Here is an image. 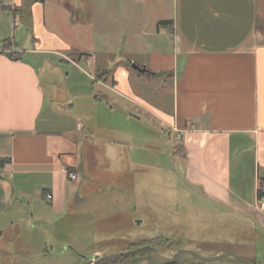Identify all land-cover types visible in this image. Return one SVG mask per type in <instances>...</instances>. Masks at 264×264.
Segmentation results:
<instances>
[{
  "label": "crops",
  "instance_id": "crops-1",
  "mask_svg": "<svg viewBox=\"0 0 264 264\" xmlns=\"http://www.w3.org/2000/svg\"><path fill=\"white\" fill-rule=\"evenodd\" d=\"M46 1L0 0V159H8L0 163V235L11 234L12 227L24 221L25 197L34 200L36 211L45 202L52 212H64L79 199L73 193L80 178L76 184L69 180L67 168L80 177V161L87 160L85 142L71 137L72 126L54 124L58 117L70 118L81 133L85 124L80 115L72 110L60 113L57 93L51 98L54 102L46 100L50 84L42 75L54 70L39 56L50 52L61 56L68 50L63 38L46 27ZM172 9V17L155 24L158 34L171 42L172 103L169 112L152 108L153 112L167 141L175 136L170 157L181 163L183 181L219 206L224 220H217L222 226H238L246 242L238 246L256 254L247 243L264 241V198L257 197L264 179V35L257 30L254 2L172 0ZM168 20L170 24L158 25ZM80 24L77 19L74 28ZM16 36L22 39V48ZM6 39L10 42L5 46ZM8 53H20L21 59L12 60ZM92 58L78 61L89 63L90 74L97 64ZM127 66L102 68L111 75L94 80L99 91L87 95L92 113L88 131L111 128L115 96L138 100L141 112L148 109L131 90ZM111 143L105 145L109 157L117 150ZM36 193L39 199L33 196ZM44 194L52 198L46 200Z\"/></svg>",
  "mask_w": 264,
  "mask_h": 264
},
{
  "label": "rangeland",
  "instance_id": "rangeland-1",
  "mask_svg": "<svg viewBox=\"0 0 264 264\" xmlns=\"http://www.w3.org/2000/svg\"><path fill=\"white\" fill-rule=\"evenodd\" d=\"M251 2L257 13L258 33L264 35V0ZM172 14V0L46 1V27L68 45L61 56L53 52L39 56L54 66L51 74L47 71L42 75V79L47 77L43 82L50 84L45 89L46 100L53 101L57 93L60 113L72 110L80 115L85 124L81 133L75 131V121L70 118L63 121L64 117H58L54 124L72 126L71 137L87 141L92 148L82 144L87 160L80 161L81 176L69 172L80 178L77 184L72 181L76 184L73 197L79 199L64 212H52L45 202L36 211L34 200L31 203L25 197L24 221L15 223L11 234L3 231L0 235V264H96L192 243L222 248L264 264V241H248L257 252H244L238 246L246 244L238 226H222L218 220H224L223 210L183 181L181 163L170 157L175 136L167 141L152 109L169 112L171 108L172 47L168 36L158 34L155 24ZM77 19L81 24L74 28ZM16 40L22 48V39L16 36ZM92 55L97 64L90 74L89 63L85 66L78 61L92 62ZM130 62L147 72L133 70ZM120 65H128L131 90L148 109L141 112L138 100L115 96L111 128L107 132L102 128L88 131L92 113L87 95L99 91L94 80L109 78L111 73L105 74L102 68L115 70ZM110 142L117 150L109 157L104 153ZM120 157L123 160L118 163ZM20 196L14 195L16 199ZM33 196L41 197L37 193ZM161 236L169 240H159Z\"/></svg>",
  "mask_w": 264,
  "mask_h": 264
},
{
  "label": "water",
  "instance_id": "water-1",
  "mask_svg": "<svg viewBox=\"0 0 264 264\" xmlns=\"http://www.w3.org/2000/svg\"><path fill=\"white\" fill-rule=\"evenodd\" d=\"M132 69L140 73L147 72L145 67L132 63ZM183 262L219 264H255L235 253L222 249L201 247L197 244H187L177 248H165L145 256H136L113 264H177Z\"/></svg>",
  "mask_w": 264,
  "mask_h": 264
},
{
  "label": "trees",
  "instance_id": "trees-1",
  "mask_svg": "<svg viewBox=\"0 0 264 264\" xmlns=\"http://www.w3.org/2000/svg\"><path fill=\"white\" fill-rule=\"evenodd\" d=\"M41 1H43V0H41ZM171 23V20H168V21H160V22H158V25H164V24H170ZM10 42V39H6L5 41H4V43H5V46L6 45H9L8 43ZM8 55V57L10 58V59H12V60H20L21 59V55H20V53H8L7 54ZM108 73H110L109 71H107V72H105V74H108ZM178 147H176V149H177ZM8 161V159H6V158H2V159H0V163L2 164V163H6ZM74 169L73 168H71V167H68L67 168V172L69 173V172H72ZM45 195L46 194H44V197H45ZM257 197L258 198H262V197H264V179H261L260 180V184H259V187H258V190H257ZM161 238H164L163 236H161V237H159L158 239L160 240ZM155 239H157V238H155ZM165 240H169L168 238H164ZM160 250H163V249H156V250H148V251H145V252H143L142 253V251L141 252H139V253H136V254H134V255H131V256H129V257H127V258H125V259H121V260H111V261H108V262H106V261H103L102 263H96V264H113V263H117V262H120V261H124V260H126V259H129V258H132V257H136V256H145V255H148V254H152V253H155V252H158V251H160ZM104 258V257H103ZM249 260V259H248ZM249 261H251V262H253V263H255L254 261H252V260H249ZM177 264H196V263H190V262H183V263H177ZM197 264H219V263H217V262H210V263H208V262H205V263H197ZM255 264H257V263H255Z\"/></svg>",
  "mask_w": 264,
  "mask_h": 264
},
{
  "label": "built area",
  "instance_id": "built-area-1",
  "mask_svg": "<svg viewBox=\"0 0 264 264\" xmlns=\"http://www.w3.org/2000/svg\"><path fill=\"white\" fill-rule=\"evenodd\" d=\"M68 178H69V180H71V181H75L77 178H76V175L74 174V173H70L69 175H68ZM52 198V196L50 195V194H46L45 195V199L46 200H50ZM262 198H264V197H262Z\"/></svg>",
  "mask_w": 264,
  "mask_h": 264
}]
</instances>
